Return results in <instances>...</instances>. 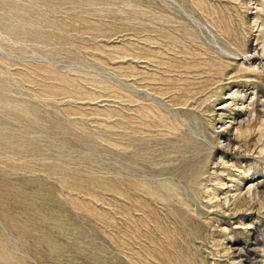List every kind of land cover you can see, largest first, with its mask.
<instances>
[{
    "label": "rangeland",
    "instance_id": "obj_1",
    "mask_svg": "<svg viewBox=\"0 0 264 264\" xmlns=\"http://www.w3.org/2000/svg\"><path fill=\"white\" fill-rule=\"evenodd\" d=\"M0 264H264V0H0Z\"/></svg>",
    "mask_w": 264,
    "mask_h": 264
}]
</instances>
